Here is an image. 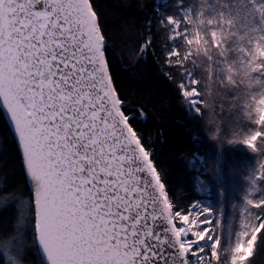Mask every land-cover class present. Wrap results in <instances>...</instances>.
<instances>
[{
  "label": "snow or ice",
  "instance_id": "6c2138e0",
  "mask_svg": "<svg viewBox=\"0 0 264 264\" xmlns=\"http://www.w3.org/2000/svg\"><path fill=\"white\" fill-rule=\"evenodd\" d=\"M177 8L161 24L187 45L182 56L170 52L187 76L182 95L199 113L197 105L208 107L200 97L216 85L234 90L232 100L260 125L239 141L255 151L264 141V0H178ZM0 113L32 185L22 218L26 211L42 264H193L189 253L205 264L209 251L216 264H251L264 238V199H247L260 212L245 210L229 247L212 207L175 208L136 115L113 87L91 0H0ZM173 212L199 222L177 227ZM12 247L0 242L4 264H21Z\"/></svg>",
  "mask_w": 264,
  "mask_h": 264
},
{
  "label": "trees",
  "instance_id": "16d2710c",
  "mask_svg": "<svg viewBox=\"0 0 264 264\" xmlns=\"http://www.w3.org/2000/svg\"><path fill=\"white\" fill-rule=\"evenodd\" d=\"M194 2L184 0L185 5ZM91 3L105 37L113 87L125 113L136 115L134 129L151 153L171 202L184 211L200 199L207 200L214 219L223 221L217 231L223 234L224 246L229 247L245 221V210L260 212L248 205L247 199H264V179H254L264 171V141H257L255 151L239 142L247 131L260 125L248 118L240 102L232 100L234 90L216 85L211 95L200 97L208 107L197 105L199 113L182 95L179 84L187 76L177 64V56H170V52L175 49L182 56L187 45L182 40L173 42L174 33L161 24L168 15L181 14L178 0ZM146 42L150 43L142 51ZM186 67L193 68L191 63ZM194 76L204 79L200 68L194 69ZM199 87L207 92L203 83ZM229 139L237 142L230 145ZM31 193L15 136L0 113V242L13 241L12 254L21 264H42L26 211L22 218V205ZM221 255L228 253L222 251ZM209 259L216 264L211 255ZM250 260L251 264H264V238ZM4 261L0 255V264Z\"/></svg>",
  "mask_w": 264,
  "mask_h": 264
},
{
  "label": "rangeland",
  "instance_id": "374dc122",
  "mask_svg": "<svg viewBox=\"0 0 264 264\" xmlns=\"http://www.w3.org/2000/svg\"><path fill=\"white\" fill-rule=\"evenodd\" d=\"M203 201L206 202V203H208V201H206L205 199H200V200L196 201L193 205H195V204L198 203V202L201 203V202H203ZM193 205H192V206H193ZM192 206H191V207H192ZM208 206H209V203H208ZM189 213H190V212H188L187 215H189ZM172 218H173L174 223H175V225H176L177 227H179V226L186 227V226H187V222H185L184 220H182L181 217H177L176 215H173ZM198 254H199V253H198ZM188 255H189V259L193 261V264H196L195 259H194V257H192L191 253H189ZM210 255H211V254H210V251H209L208 254L204 256L205 264H206V262L209 260V256H210Z\"/></svg>",
  "mask_w": 264,
  "mask_h": 264
},
{
  "label": "bare ground",
  "instance_id": "6f19581e",
  "mask_svg": "<svg viewBox=\"0 0 264 264\" xmlns=\"http://www.w3.org/2000/svg\"><path fill=\"white\" fill-rule=\"evenodd\" d=\"M195 205L198 207V209H200L202 206L208 205V203L203 201L201 203H196ZM188 217L189 218H188V221H187V226L185 228L191 230L192 229V222L194 220L199 222V220H198L197 216L195 214H192V213H189Z\"/></svg>",
  "mask_w": 264,
  "mask_h": 264
},
{
  "label": "water",
  "instance_id": "95a60500",
  "mask_svg": "<svg viewBox=\"0 0 264 264\" xmlns=\"http://www.w3.org/2000/svg\"><path fill=\"white\" fill-rule=\"evenodd\" d=\"M6 117V116H5ZM6 119H7V117H6ZM7 121H8V119H7ZM12 129V128H11ZM16 139V138H15ZM17 142V141H16ZM18 145V144H17ZM19 148V147H18ZM19 151H20V154H21V157H22V153H21V150H20V148H19ZM27 180H28V183H29V186H30V189H31V191H32V185H31V182H30V180H29V178L27 177ZM207 201V200H206Z\"/></svg>",
  "mask_w": 264,
  "mask_h": 264
}]
</instances>
